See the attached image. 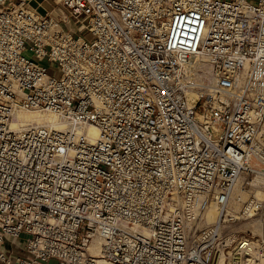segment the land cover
I'll list each match as a JSON object with an SVG mask.
<instances>
[{"label":"built area","instance_id":"1","mask_svg":"<svg viewBox=\"0 0 264 264\" xmlns=\"http://www.w3.org/2000/svg\"><path fill=\"white\" fill-rule=\"evenodd\" d=\"M28 1L0 0V264H264L227 218L240 185L264 222V0Z\"/></svg>","mask_w":264,"mask_h":264},{"label":"bare ground","instance_id":"2","mask_svg":"<svg viewBox=\"0 0 264 264\" xmlns=\"http://www.w3.org/2000/svg\"><path fill=\"white\" fill-rule=\"evenodd\" d=\"M191 16V15H189ZM188 16H183L178 19L176 28H175V35L178 38H183V40L187 44H194L200 37L199 26L200 22L196 16L189 17L184 21L182 19ZM183 26V27H182ZM184 28V29H183ZM186 32V33H185ZM191 91L188 93L189 101L193 105L198 98H192L190 100ZM27 124H44L50 125L57 129H64L66 127L65 123L60 121L59 118L52 113H44L41 111H33V110H18L15 114V118L12 121V128H18L23 125ZM88 131V136L91 140H95L99 136V130L94 124L87 125L83 127ZM236 189V188H235ZM257 196L261 197L264 194V190L261 188H256ZM216 207V208H215ZM211 209V210H210ZM229 212H233L231 208H228ZM221 216V209L215 205H212L208 210V224L217 222ZM262 230H260L261 232ZM250 256L244 257V262H248L250 260Z\"/></svg>","mask_w":264,"mask_h":264},{"label":"rangeland","instance_id":"3","mask_svg":"<svg viewBox=\"0 0 264 264\" xmlns=\"http://www.w3.org/2000/svg\"><path fill=\"white\" fill-rule=\"evenodd\" d=\"M34 1L35 0H29L28 1V8L29 9L33 8V9L37 10L39 13H42L39 10L40 5L37 6L38 4L36 5ZM49 1H51L53 3L54 8L55 7L57 8L59 6L56 3L58 0H49ZM56 13H57V10L54 12V14H56ZM189 17H192V15L182 19L181 21H184L185 19H188ZM83 33H84V37L86 39L90 40L91 34L87 33V32H83ZM190 93H191L190 100L192 98L193 99L198 98V96L201 94L200 91L197 92L195 90H191ZM253 184H254L253 186L256 187L257 185L264 184V181L261 178H257ZM258 188H261V187H258ZM261 189H263V188H261ZM254 193H255V191H254ZM235 194L238 195L240 198H242V200L238 201V202H233L230 206V208L233 210V212H229V215L227 216V218L233 217V220L229 222V224H230L229 232L234 234L237 238H240L243 236H248V235L252 236L253 234L255 236H260L262 233L264 234V222H262V220H260L259 217L250 218V219H245V218L241 217L240 212L242 209V202L249 197V192H243L242 189L240 188V185H238V187L235 190ZM219 211H220V209H219ZM206 223H209L208 220L206 221ZM260 230H262V231L260 232ZM6 246L11 247L12 242L6 241ZM51 264H55V261H52Z\"/></svg>","mask_w":264,"mask_h":264},{"label":"crops","instance_id":"4","mask_svg":"<svg viewBox=\"0 0 264 264\" xmlns=\"http://www.w3.org/2000/svg\"><path fill=\"white\" fill-rule=\"evenodd\" d=\"M34 2H35L36 5L38 4L37 6L40 5V9L39 10H40V12H42V14L43 13L45 14V13H47V12H49V11L54 9L53 3L51 1H49V0H35ZM6 241H10V240H6ZM6 241L4 243H0V249L10 251L11 248L14 247L16 244H13V242L11 241L12 242V246L8 247V246H6ZM17 241L19 242L20 245L24 244V239L23 238L18 239Z\"/></svg>","mask_w":264,"mask_h":264}]
</instances>
